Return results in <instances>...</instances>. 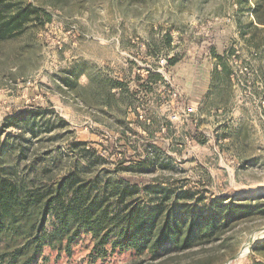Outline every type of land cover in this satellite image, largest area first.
<instances>
[{
	"label": "rangeland",
	"instance_id": "1",
	"mask_svg": "<svg viewBox=\"0 0 264 264\" xmlns=\"http://www.w3.org/2000/svg\"><path fill=\"white\" fill-rule=\"evenodd\" d=\"M22 1L39 15L0 42L3 176L30 186L75 170L102 186L121 182L145 203L178 201L203 214L221 199L264 206V25L254 21L255 0ZM214 53L229 75L214 74ZM46 224L51 231L53 218ZM93 243L82 233L70 255L45 248L34 264H227L247 245L231 263L252 264L250 255L264 263V218L156 258L94 260Z\"/></svg>",
	"mask_w": 264,
	"mask_h": 264
},
{
	"label": "trees",
	"instance_id": "2",
	"mask_svg": "<svg viewBox=\"0 0 264 264\" xmlns=\"http://www.w3.org/2000/svg\"><path fill=\"white\" fill-rule=\"evenodd\" d=\"M38 15L39 9L22 0H0V42L18 35ZM253 16L264 25V0H255ZM214 57L221 66L214 74L229 75L223 57ZM176 61L173 57L169 64ZM23 183L0 173V264H34L45 248L59 251L64 246L70 255L82 233L92 235L94 260L124 252L156 258L211 243L238 222L264 218L259 203L221 199L206 214L178 201L168 206L162 201L145 203L121 182L102 186L97 180H81L75 170L56 180ZM49 217L54 221L51 231L46 227ZM248 258L252 264H264Z\"/></svg>",
	"mask_w": 264,
	"mask_h": 264
},
{
	"label": "bare ground",
	"instance_id": "3",
	"mask_svg": "<svg viewBox=\"0 0 264 264\" xmlns=\"http://www.w3.org/2000/svg\"><path fill=\"white\" fill-rule=\"evenodd\" d=\"M252 239H253V238H252ZM252 239H251V240H252ZM251 240H250V242H251ZM249 246H250V245L245 246V248L243 249V251H241L240 255L238 256L237 260H239V259H241V258L244 257V255L246 254V250H247V248H248ZM227 264H233V263L229 262V263H227Z\"/></svg>",
	"mask_w": 264,
	"mask_h": 264
},
{
	"label": "built area",
	"instance_id": "4",
	"mask_svg": "<svg viewBox=\"0 0 264 264\" xmlns=\"http://www.w3.org/2000/svg\"><path fill=\"white\" fill-rule=\"evenodd\" d=\"M159 62H160V64H165L166 62H165V60L163 59V58H161L160 60H159ZM189 112L191 111V110H188Z\"/></svg>",
	"mask_w": 264,
	"mask_h": 264
},
{
	"label": "water",
	"instance_id": "5",
	"mask_svg": "<svg viewBox=\"0 0 264 264\" xmlns=\"http://www.w3.org/2000/svg\"><path fill=\"white\" fill-rule=\"evenodd\" d=\"M239 255H240V254H239ZM239 255H238V256H239ZM238 256H236V257L232 258V259H231L229 262H231V261H233V260L237 259V258H238ZM229 262H228V263H229Z\"/></svg>",
	"mask_w": 264,
	"mask_h": 264
},
{
	"label": "crops",
	"instance_id": "6",
	"mask_svg": "<svg viewBox=\"0 0 264 264\" xmlns=\"http://www.w3.org/2000/svg\"><path fill=\"white\" fill-rule=\"evenodd\" d=\"M206 93V90L204 89L203 92L201 93L200 97H202Z\"/></svg>",
	"mask_w": 264,
	"mask_h": 264
}]
</instances>
